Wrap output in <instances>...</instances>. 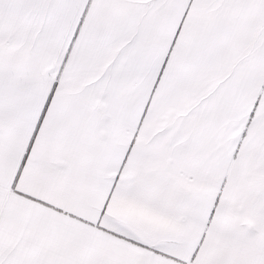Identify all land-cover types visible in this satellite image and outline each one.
<instances>
[{
	"label": "snow or ice",
	"instance_id": "1",
	"mask_svg": "<svg viewBox=\"0 0 264 264\" xmlns=\"http://www.w3.org/2000/svg\"><path fill=\"white\" fill-rule=\"evenodd\" d=\"M0 264H264V0H0Z\"/></svg>",
	"mask_w": 264,
	"mask_h": 264
}]
</instances>
